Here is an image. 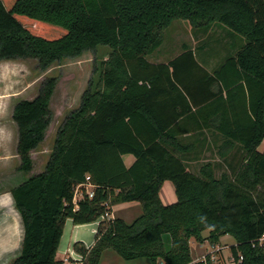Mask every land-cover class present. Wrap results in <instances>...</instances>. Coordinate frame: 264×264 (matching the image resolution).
Here are the masks:
<instances>
[{"label":"trees","instance_id":"1","mask_svg":"<svg viewBox=\"0 0 264 264\" xmlns=\"http://www.w3.org/2000/svg\"><path fill=\"white\" fill-rule=\"evenodd\" d=\"M174 21L232 38L212 72L197 61L199 54L207 64L205 43L196 53L183 45L166 64L148 60ZM97 47L108 48L107 58L59 127L44 171L10 190L23 238L8 264H101L105 252L126 262L194 264L191 240L216 246L227 236L234 264H264V0H0V62L33 59L45 71ZM55 86L47 79L12 110L18 172L32 171ZM204 129L220 136V160L194 174L187 161L199 159L206 139L184 136ZM125 155L135 159L130 167ZM86 177L93 196L82 189L74 201ZM165 182L176 197L167 206ZM125 203H138L141 214L131 223L107 219ZM67 220L98 222L91 248L73 245L78 262L56 259Z\"/></svg>","mask_w":264,"mask_h":264},{"label":"rangeland","instance_id":"2","mask_svg":"<svg viewBox=\"0 0 264 264\" xmlns=\"http://www.w3.org/2000/svg\"><path fill=\"white\" fill-rule=\"evenodd\" d=\"M196 32L193 31L192 26L188 22L174 21L164 33L162 46L148 60L150 62H166L171 60L181 53L183 45H187L195 50L202 43H205L207 45L205 49L212 51L214 56L220 53L223 54V49L231 46L232 38L227 36L226 32L219 28H213L207 34H202L197 30ZM243 43L245 44L244 39ZM108 52L109 50L106 47H97L93 51L83 52L76 58L55 63L45 71H40L37 61L33 59L0 62V148L7 149V154L9 151L11 153L7 169L3 168L2 170L1 167H3V164L0 162V183L2 184L0 191H8L29 177L44 171L59 127L63 124L65 117L71 111L78 108L81 98L88 88L89 81L93 77L94 67L101 60L107 58ZM213 59L215 60V58ZM47 79H55L56 81V86L49 104L52 120L44 141L31 153L33 162L32 171L24 174L17 171L20 161L16 152L17 128L12 121V110L19 101H31L35 99L42 84ZM261 149H263L262 146L259 150ZM0 156H2V153H0ZM218 162L215 161V163ZM220 168H218V172L223 167L221 170ZM78 199L79 197H77ZM140 214L141 208H138V212L136 214L134 213L130 220H134ZM88 225L87 227L83 225L82 232L85 231L88 238L93 241L94 236L88 232ZM206 235L207 232L204 233V236ZM224 239L218 244V247L221 248L219 252L214 251L215 247L208 242L198 244L191 240L189 245L192 259H198L202 254L205 255L207 252H213L217 259V262L215 261L214 264H233L230 259L231 253L229 247L234 244V241L229 236ZM87 240L85 241L87 242ZM72 255L74 258L76 257L74 254ZM76 255L78 254L76 253ZM58 259H65L66 263H69V259L71 258L68 259L66 253H63V250H61L58 253ZM73 261L78 262L79 260ZM101 264H148V262L146 260L126 262L111 252H105Z\"/></svg>","mask_w":264,"mask_h":264},{"label":"crops","instance_id":"3","mask_svg":"<svg viewBox=\"0 0 264 264\" xmlns=\"http://www.w3.org/2000/svg\"><path fill=\"white\" fill-rule=\"evenodd\" d=\"M194 51L196 53V50ZM222 53L223 54L220 53L219 55L214 56V54H212V51H207L206 49H203L202 53H200V57H202V59L204 58V60L207 61V64L205 65L202 63V60L199 59L198 57L199 54H197V61H199V63L205 69H207L208 72H212V70L216 68L217 64L219 63L218 61L220 57L224 56V50ZM213 58H215V60ZM171 60H168L166 62H158V61L152 62L151 61V63L166 64ZM198 120L200 122V119ZM193 134L194 136H198L201 139H206V142L203 143L204 147L202 148V153L200 154L199 159L193 160L192 162L187 161L189 165L188 169L192 173L197 174L200 167H202L204 163L210 162L214 164L215 161L220 160V157L217 153L218 144L217 146H215L213 143V141L220 136L218 135V133L214 131V129H204L200 132H194L192 134H185L184 137H190ZM261 146L263 147V149L261 150L258 149V151L260 152L264 150V140ZM7 152H8L7 149L0 148V153H2V156H0V162H2L1 164H3L2 165L3 167H1L2 170L3 168L7 169L8 167L7 164L10 162L9 160L11 158L10 157L11 153L9 151V153L7 154ZM229 154H231V151H229ZM184 156L187 159L191 158L190 154L188 155L184 154ZM122 159L126 167H130L135 161L134 157L131 155H125L122 157ZM216 170L218 171V169ZM221 171L217 172L216 174L219 175ZM1 185L2 184L0 183V186ZM10 190L0 191V264H8L13 258L19 256L20 251H21L22 238H23V226H22L21 218H20L19 213L16 211L14 207V202L10 194ZM159 195H160V200L162 204L165 206L171 205L175 203L176 201V197L174 194V188L170 182H165L163 184ZM138 208H140L138 203H125V204L113 205L111 206L110 214H108L107 219L111 220V219L118 218L119 216V218L124 220L126 223H131L133 220H130V219L132 218V215L134 213L136 214L138 212ZM128 218L129 220H127ZM82 226L83 225H78V226L74 225L71 220L66 221L63 234L60 239L58 251L56 254L57 260L63 261L66 263L65 259L64 260L58 259V253L61 252V250H63V253H66V255L68 256V259L71 258L72 260H75V261L80 260L81 257L79 255H76V253L73 250V245L75 243H82L86 248H91L93 246L94 239L92 241V239L88 238V235L85 231L82 232L83 230L82 228H84V226L87 227V225H84L83 227ZM88 227H89L88 232L92 236H94L96 233L97 227H98V222L89 224ZM224 238H221L220 242H222ZM85 240H87V242ZM214 247H215L214 251H218L220 249L218 245ZM71 253L74 254L76 257L75 258L72 257L73 255ZM196 259H193V261H195Z\"/></svg>","mask_w":264,"mask_h":264},{"label":"built area","instance_id":"4","mask_svg":"<svg viewBox=\"0 0 264 264\" xmlns=\"http://www.w3.org/2000/svg\"><path fill=\"white\" fill-rule=\"evenodd\" d=\"M85 192V195H87L89 198L93 196V186L90 183L89 177H86L85 183L82 185H79L75 189L74 194V201L77 200V197H81L83 194L81 193V190ZM259 247H262L264 249V234L261 236V238L258 240ZM208 257L210 258V261L212 264L217 262L216 256L213 252L207 253L205 255H202L200 258L196 259L193 263L194 264H208ZM233 263V261L231 260ZM241 262V259H239L238 264ZM234 264V263H233Z\"/></svg>","mask_w":264,"mask_h":264}]
</instances>
